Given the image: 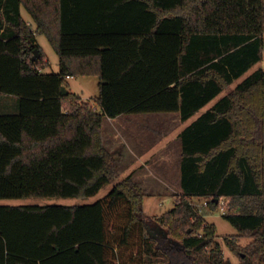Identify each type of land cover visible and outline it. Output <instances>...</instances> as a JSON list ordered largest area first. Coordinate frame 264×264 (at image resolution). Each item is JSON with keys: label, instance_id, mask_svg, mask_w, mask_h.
<instances>
[{"label": "trees", "instance_id": "16d2710c", "mask_svg": "<svg viewBox=\"0 0 264 264\" xmlns=\"http://www.w3.org/2000/svg\"><path fill=\"white\" fill-rule=\"evenodd\" d=\"M35 31L58 72L40 71ZM263 39L264 0H0V94L16 98L0 112V198H86L113 183L92 203L0 204V264H232L193 197L210 210L226 198L237 233L225 245L264 264V69L180 131L183 192L157 218L131 176L116 180L102 130L104 116L189 118L262 58ZM90 74L100 111L66 81Z\"/></svg>", "mask_w": 264, "mask_h": 264}, {"label": "rangeland", "instance_id": "374dc122", "mask_svg": "<svg viewBox=\"0 0 264 264\" xmlns=\"http://www.w3.org/2000/svg\"><path fill=\"white\" fill-rule=\"evenodd\" d=\"M21 14L24 18L29 19V13L23 7H21ZM30 22H32L30 18ZM36 40L40 48L42 49L45 57L48 60V65L42 69L43 72H58L59 71V57L55 49L52 47L48 39L44 34L37 33ZM66 81L69 84L71 91L76 93L81 97L82 100L87 101L94 105L98 111L100 107L95 103V97L98 94V76L97 75H76L72 77H67ZM232 87V85L230 86ZM8 97L4 94H0V112H13L16 111V103L8 101ZM133 114V113H131ZM108 117L104 116V119ZM167 119L160 116H151L148 117L147 121L137 120L135 123L126 121L123 117H119L117 121L109 120L105 122V138L107 145L113 150H118L123 147L126 143L127 147L134 146L136 147L134 138L135 136L139 137H149L151 142H156L155 147H161L163 136L169 135L168 139L171 146H174V141L176 139V133L179 130V126L176 125V122L171 123V127L167 128L162 122H166ZM162 123V124H161ZM145 125H147L145 127ZM146 133V134H145ZM117 137V139H116ZM126 140V141H125ZM132 140V141H131ZM123 143V144H122ZM138 147V146H137ZM125 157V156H124ZM123 159V158H122ZM129 162V159L118 160V176L117 181L123 178L120 175L121 172L125 171L126 164ZM156 167V166H155ZM168 180V192L175 188V178L173 174H169L168 177H162ZM161 177H152L148 180L149 184H154V182H159ZM146 180V179H145ZM145 183V181H144ZM113 183L107 184L102 187L95 195L78 198V197H21V198H0V204H9V205H21V204H48V203H65V204H81V203H92L104 196L107 191L111 188ZM149 187L152 188V185ZM194 202L196 207H201L200 213L204 216V219L207 223H214L216 226V239L221 242L223 248L224 258H229L232 264H239V256L229 250L225 245L223 239L225 236H234L237 233V229L226 220L222 214L228 211L227 200L224 204H219L216 209L210 210L208 207L203 205V199L198 197ZM173 206L172 196L163 195L161 200H157L155 197H146L143 202V212L146 217H159L163 212L170 209ZM224 210V211H223ZM224 212V213H223ZM201 232V230L199 231ZM251 240L250 237L241 236L237 238V243L240 245H246Z\"/></svg>", "mask_w": 264, "mask_h": 264}, {"label": "crops", "instance_id": "0c3cea01", "mask_svg": "<svg viewBox=\"0 0 264 264\" xmlns=\"http://www.w3.org/2000/svg\"><path fill=\"white\" fill-rule=\"evenodd\" d=\"M23 7V6H21ZM24 8V7H23ZM25 9V8H24ZM26 10V9H25ZM20 14H21V8H20ZM22 16V14H21ZM30 16V15H29ZM22 18L26 21V23L35 30V25L32 22H30V18ZM32 20V19H31ZM39 33L35 31V38L36 34ZM42 34V33H40ZM37 41V40H36ZM47 60V58H46ZM48 61V60H47ZM44 67L40 68V71H42ZM262 68L264 69V44L262 48V58L254 63L246 72H244L240 77L234 79V81L225 89H223L220 93H218L213 99H211L208 103H206L202 108H200L196 113H194L192 116L185 120H181L179 111H160V112H144V113H126V114H120L116 117H108L107 119L102 120V130H103V140L106 148L114 155L116 159V163H118V160H123L124 158L129 159V162L126 164V168L124 172H121L120 175L125 176H131V178L142 188V191L144 193L143 202L144 199L148 197H155L157 200H161L162 196H172L173 204L175 200L182 194L183 190L180 185V157H181V143H180V137L179 133L180 131L190 124L192 121H194L200 114H202L204 111H206L209 107H211L217 100H219L222 96L227 94L229 90H231L237 83L242 81L247 75L252 73L255 69ZM69 77H72L71 75ZM67 78V77H66ZM232 85V87H230ZM8 98V101L12 103H16V98L12 95H6ZM160 116L162 118L167 119L166 122H162L166 127L170 128L172 122H176V125L179 126V130L176 133V139L174 141V146H171L169 143V140L166 141L169 137L163 136L162 138V144L161 147H155L156 142H151L149 140V137L143 138L135 136L133 141H135V146L127 147L126 143L121 148H119L117 151L110 148L106 143L105 138V122L112 120L117 121L119 117H123L126 121H130L131 123H135V121H147L148 117L151 116ZM161 123V124H162ZM147 125H145L146 127ZM146 134V133H145ZM117 139V137H116ZM126 141V140H125ZM132 141V140H131ZM123 144V143H122ZM125 156V157H124ZM123 158V159H122ZM156 166V167H155ZM118 169V164H117ZM169 174H173L175 178V188L170 190L168 192V189L170 188L168 184V180L162 177H168ZM152 177H161L159 182H154L152 185L153 189H150L151 187L148 186V180ZM146 179V180H145ZM145 181V183H144ZM197 197H193L192 200L195 202ZM203 199V198H202ZM222 199H226L222 197ZM204 201V199H203Z\"/></svg>", "mask_w": 264, "mask_h": 264}, {"label": "water", "instance_id": "95a60500", "mask_svg": "<svg viewBox=\"0 0 264 264\" xmlns=\"http://www.w3.org/2000/svg\"><path fill=\"white\" fill-rule=\"evenodd\" d=\"M39 55H40L39 50L37 48H35L34 52H33V55L31 56V60H33V61L36 60L39 57ZM61 91H62V93H66L67 92L66 87L62 86L61 87ZM160 235H162V233H160Z\"/></svg>", "mask_w": 264, "mask_h": 264}, {"label": "built area", "instance_id": "2783aa9c", "mask_svg": "<svg viewBox=\"0 0 264 264\" xmlns=\"http://www.w3.org/2000/svg\"><path fill=\"white\" fill-rule=\"evenodd\" d=\"M263 43H264V39H263ZM67 77H69V76H67ZM225 201H226V199H222V198H220V199H219V204H221V205H222V204H224V203H225ZM203 205H204V206H206V205H207V202H206V200H204V201H203ZM198 211H199V212L201 211V207H199ZM223 211H224V210H223ZM223 213H224V212H223Z\"/></svg>", "mask_w": 264, "mask_h": 264}]
</instances>
